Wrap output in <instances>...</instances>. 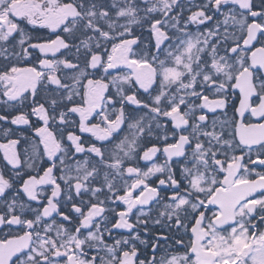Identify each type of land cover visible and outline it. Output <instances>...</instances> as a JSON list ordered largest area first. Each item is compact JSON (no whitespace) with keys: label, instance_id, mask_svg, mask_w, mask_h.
Returning a JSON list of instances; mask_svg holds the SVG:
<instances>
[{"label":"snow or ice","instance_id":"obj_1","mask_svg":"<svg viewBox=\"0 0 264 264\" xmlns=\"http://www.w3.org/2000/svg\"><path fill=\"white\" fill-rule=\"evenodd\" d=\"M0 264H264V0H0Z\"/></svg>","mask_w":264,"mask_h":264}]
</instances>
